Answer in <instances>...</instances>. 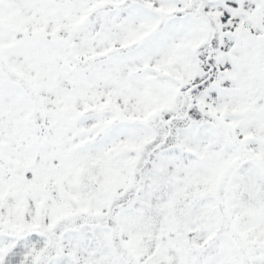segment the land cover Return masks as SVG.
Returning a JSON list of instances; mask_svg holds the SVG:
<instances>
[{
    "label": "snow or ice",
    "instance_id": "1",
    "mask_svg": "<svg viewBox=\"0 0 264 264\" xmlns=\"http://www.w3.org/2000/svg\"><path fill=\"white\" fill-rule=\"evenodd\" d=\"M0 264H264V0H0Z\"/></svg>",
    "mask_w": 264,
    "mask_h": 264
}]
</instances>
